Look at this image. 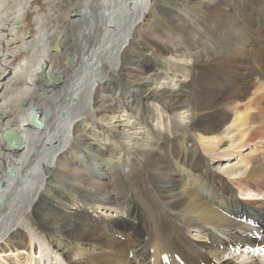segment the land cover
I'll return each instance as SVG.
<instances>
[{"label":"bare ground","instance_id":"obj_1","mask_svg":"<svg viewBox=\"0 0 264 264\" xmlns=\"http://www.w3.org/2000/svg\"><path fill=\"white\" fill-rule=\"evenodd\" d=\"M155 3L0 0V264H264V0Z\"/></svg>","mask_w":264,"mask_h":264},{"label":"rangeland","instance_id":"obj_2","mask_svg":"<svg viewBox=\"0 0 264 264\" xmlns=\"http://www.w3.org/2000/svg\"><path fill=\"white\" fill-rule=\"evenodd\" d=\"M215 1L219 2L221 0H215ZM172 3H173V0H156V3L153 5V8H152V9H154V10H152L153 12L151 11L150 16L148 15V17L146 19V23H144V26L140 29V31L142 30L141 31V34H140L141 36H143L144 33H145V32L143 33V31H144L143 29L145 27H147V28L152 27V29L158 28V29H161L162 30L165 27V24H167V23L169 24L168 20L171 21V19H172V22L174 23V21H175V16L174 15L178 13V10H176L173 6H171ZM157 19H159V20H157ZM185 21L186 20H184V22ZM151 22H152V24H151ZM186 23H189V21H187ZM178 33L182 37L187 36L186 29H184V28H181L180 31H178ZM147 56H149V59L155 60V62L162 63L160 61V58L158 56H156V55H152V54L149 53V54H147ZM169 62H168V64H166L167 71L168 72L170 71L169 73H174V74L177 73L178 75H180L182 73V71H183L182 70L183 67L181 65H179V64H175L173 62H170L169 63ZM195 67H196V65L192 66V68L190 69V75H193L194 74ZM165 70H166V68H165ZM238 78L239 77L237 76V79ZM222 88L225 89L224 86ZM151 128L153 130V133H155V134L158 133V131H156L153 128V126H151ZM180 132H181V128H180V126L177 123L174 122V123H172V125H169L168 124L166 126V129L161 132L162 133V137L160 139H156L154 142L155 143L158 142V145L159 146L160 145H163V144H166V143H169V142L175 143L179 138H181ZM167 137L168 138H171V140L167 139ZM155 138L156 137H154V139ZM191 142H192V138L190 136L187 137V139H186V145L188 147L191 146ZM248 150L249 149H246V150L244 149L243 150V153H245ZM225 162H227L226 159L220 160L219 162H215V161L212 162V160H210V161L208 160V165H209L208 167L210 169L212 168L213 170L222 169V167H225ZM63 188H64L63 184H61L59 182L58 183H52L51 186H50V188L47 189V191L45 192V194L40 197L39 215L43 218V221L45 223L49 221L47 219L48 216L54 217V218L55 217H63V214L60 213L61 204L59 203L63 199V194H64ZM241 197H245V196L244 195H240V199L243 200ZM123 200H124V202L126 201L128 204H130L132 206H134L136 204V200H135V198L131 197V194L128 195L127 197H125ZM126 202H125V204H126ZM59 204H60V206H59ZM63 207L64 208H67L65 205ZM114 210H115V208H112V207H109L108 209H106V211H108L110 213H115ZM139 212H140L139 213L140 220L143 222L144 221V219H142L143 218V213L140 210H139ZM95 214L98 215V216H101V214H99V213H95ZM104 217L105 218H109V215H104ZM53 220L54 219H52L51 221H53ZM48 225L50 227V231H52V232L54 231L55 232V231L58 230V228H56L53 223H50L49 222ZM59 249H61V248H59ZM234 250L236 251V249H234ZM257 252H258V255L260 256V254L262 255V252H264V251L262 250V251H257ZM236 253H237V251H236ZM263 255H264V253H263ZM28 263L29 262H27V264Z\"/></svg>","mask_w":264,"mask_h":264},{"label":"water","instance_id":"obj_3","mask_svg":"<svg viewBox=\"0 0 264 264\" xmlns=\"http://www.w3.org/2000/svg\"><path fill=\"white\" fill-rule=\"evenodd\" d=\"M41 69H42V72L45 71V65H41ZM60 79H52V82L53 83H57L59 82ZM25 103V102H23ZM38 123V126H42V120H40V116H39V113L38 112H35L32 117H31V120H30V123L31 124H34V123ZM3 141H4V144L8 147H14V146H17L20 142H21V138L20 136L18 135V133L13 130V129H5L3 131Z\"/></svg>","mask_w":264,"mask_h":264}]
</instances>
